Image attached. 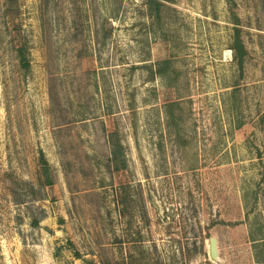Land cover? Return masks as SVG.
Listing matches in <instances>:
<instances>
[{"label":"rangeland","instance_id":"rangeland-1","mask_svg":"<svg viewBox=\"0 0 264 264\" xmlns=\"http://www.w3.org/2000/svg\"><path fill=\"white\" fill-rule=\"evenodd\" d=\"M157 2L0 0V264H264V0Z\"/></svg>","mask_w":264,"mask_h":264},{"label":"trees","instance_id":"trees-1","mask_svg":"<svg viewBox=\"0 0 264 264\" xmlns=\"http://www.w3.org/2000/svg\"><path fill=\"white\" fill-rule=\"evenodd\" d=\"M150 3L155 4V5H157V7H159V3L157 2V0H150ZM234 39L235 40H234L233 45L231 47V49L234 52L233 58H234V60H236V62L239 64L240 67H243L244 56L246 54V50H245L244 43H243L242 38H241V31L238 28L235 29ZM18 54L20 57L21 64L25 68L29 67V62L27 60V57H26V54H25L23 47L18 49Z\"/></svg>","mask_w":264,"mask_h":264},{"label":"water","instance_id":"water-1","mask_svg":"<svg viewBox=\"0 0 264 264\" xmlns=\"http://www.w3.org/2000/svg\"><path fill=\"white\" fill-rule=\"evenodd\" d=\"M210 256L212 259H218V243L216 238H210Z\"/></svg>","mask_w":264,"mask_h":264}]
</instances>
